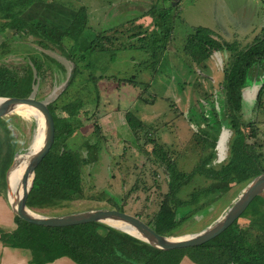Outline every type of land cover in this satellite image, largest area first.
Wrapping results in <instances>:
<instances>
[{
  "label": "trees",
  "instance_id": "obj_1",
  "mask_svg": "<svg viewBox=\"0 0 264 264\" xmlns=\"http://www.w3.org/2000/svg\"><path fill=\"white\" fill-rule=\"evenodd\" d=\"M20 4L30 3L21 1ZM16 5V2L5 4L4 0H0V19L3 20L0 24V38L9 35L37 37L46 46L59 49L61 55L73 67L68 87L50 105L56 122V143L36 171L28 198V207L34 211L60 207L83 198L84 168L99 161L103 150L102 142L98 141V133L101 131L99 123L94 124L97 141H86L82 145L86 149L85 153L73 150L67 144L68 139L91 121H95V110L100 105L101 94L96 88L90 89L91 93L96 94L95 98L71 95L72 88L77 85L89 88L88 86L99 77L92 72L97 63H101L100 58L94 59V53H102L106 48H111L114 56L120 51L141 52L146 59L140 61L139 66L141 63L147 65L150 59V70L156 72L174 37L175 22L179 15L178 6L174 7L172 3L162 9L153 7L149 12L153 18V28L139 26L136 28L137 32L131 29L126 32L117 30L115 34L93 32L94 35L89 37L86 34L89 18L84 6L75 9L74 20L68 28L61 29L49 23L26 18L25 12L16 9ZM126 33L128 35H125ZM214 34L208 28H193L187 35L184 53L195 64L208 61L216 53L224 54L222 93L218 94L220 103L212 109L211 105H206L210 112V116H207L209 128L201 133L207 142L212 140L210 148L214 149L222 131L226 129V122H229L233 131L230 157L220 169H215L210 167L214 159V153L211 152L190 174L193 177H203L204 183L187 197H183L182 189L186 183L181 186L177 184L181 183L177 164L157 141L147 142L154 145L151 156L157 163L165 166L169 175L168 192L151 221L153 228L165 236H174L192 217L218 202L234 185L247 186L263 173L261 154L256 144L251 143V140L257 137V128L253 122L244 125L240 114H244L245 90L253 79L252 74L257 69L264 68V34L257 36L246 47H241L238 41L216 39ZM7 39L0 41V59L22 50L27 52L29 62L24 73L0 64V98L35 97L36 87L44 69V64L35 54L66 71L62 62L44 54L31 43ZM119 39H122V42H119ZM134 59L132 57L133 61H137V58ZM116 60L117 57L114 62ZM104 77L102 75L100 79ZM134 77L124 82L135 84ZM263 94L264 82L259 89L257 102ZM126 120L134 135L148 129L131 112L127 113ZM17 152V140L8 120L0 119V195L7 188V173ZM262 195L258 196L237 222L224 233L194 248L162 250L103 223L48 228L28 223L17 216L16 229L12 232L2 231L0 240L7 248L28 251L30 264H49L61 258H69L75 264H181L184 258L195 264H264ZM117 209L124 211L123 208ZM249 215L250 219L246 217ZM244 218L248 221L244 226L246 228L239 222ZM251 229L257 230L261 235L252 238V231H249Z\"/></svg>",
  "mask_w": 264,
  "mask_h": 264
},
{
  "label": "rangeland",
  "instance_id": "obj_2",
  "mask_svg": "<svg viewBox=\"0 0 264 264\" xmlns=\"http://www.w3.org/2000/svg\"><path fill=\"white\" fill-rule=\"evenodd\" d=\"M21 1L30 3V6L20 4ZM57 1L65 3L64 8L52 5V0H4L5 4L16 2V9L25 12L26 18L49 23L61 29L68 28L76 15L75 9L84 6L89 18L88 33H86L89 37L94 35L93 32L105 31L102 23L106 22L105 16L109 13L107 9L111 8L114 1L120 0ZM121 1L126 4L127 0ZM156 1V6L160 7L172 3V0H165V5L162 0ZM177 6L179 17L175 22L174 37L156 72L150 70L152 62L149 55L147 56L149 63L147 65L141 63L139 66L138 63L146 59L141 52L120 51L114 56L111 48H106L102 53H94V59L100 58L101 63H97L92 72L99 77L88 86L89 88L85 85L72 88L71 95L95 98L96 94L91 93L90 89L96 88L101 94L100 105L95 110V121H91L68 139L67 144L73 150L85 153L86 149L82 147L84 142L97 141L98 136L94 126L96 122L101 126L98 141L102 142L103 150L97 163L84 168L85 196L60 207L34 209L40 216L58 217L123 208V212L137 216L151 225L164 195L168 192L169 175L165 166L157 163L151 156L154 145L147 143L150 142L149 140L157 141V144L162 145L168 156L177 164L181 178V183L177 184L181 186L186 183L182 189L183 197H187L204 183L203 177H193L190 174L211 152L214 153V159L210 167L220 169L228 162L233 137L231 124L226 122V130H223L222 137L220 136L214 149L210 148L212 140L207 142L201 133L209 128L207 116H210V112L206 105H211L212 109L214 105L220 103L218 94L222 93L224 57L221 53H217L218 55H213L208 61L195 64L185 55L184 47L187 35L195 27L208 28L215 33L214 38L227 41L230 36L221 34L218 27L223 23L229 26L238 24L242 26L244 22L248 31L262 29L261 33L252 32L244 38L245 40L239 42L241 47H246L256 36L264 34V0H180ZM216 11L220 16L214 20ZM1 23L3 20L0 19ZM130 29L133 32L138 31L130 24H126L124 27L111 28L107 33L115 34L117 30L126 32ZM3 39L31 43L44 54L54 57L65 65L66 71L52 61L35 54L44 64L43 76L36 87L35 98L48 103L54 102L68 87L73 70L70 63L61 55V51L54 46H46L34 36L9 35L6 38L1 37L0 41ZM236 40L234 38L229 42ZM118 41L122 42V39ZM115 57L117 60L114 62ZM132 57L137 58V61H133ZM28 62L27 52L22 50L0 59V64L21 73H24ZM102 75L105 77L100 79ZM252 76L253 82L251 81L245 90L244 114H240V117L244 125L253 122L257 128V137L252 139L251 143L256 144L261 154L264 173V94L257 102L259 89L264 82V68L257 69ZM133 77L135 84L124 82ZM135 98L140 100L137 106H135ZM140 109L148 129L138 135L135 134V137L129 129L126 115L131 112L138 117L136 112ZM173 111H176V115L179 114L177 117L180 118H177ZM169 114L182 122L178 127L181 129L182 137L174 135L176 122L163 125L162 120ZM191 119L194 122L193 126L190 123ZM1 120H8L17 140L18 152L12 165L14 166L20 155L26 156L33 149L36 136L40 132L39 121L33 116L26 117L19 113H13ZM166 127L169 130H164ZM171 131L173 133H169ZM119 160L121 161L118 162ZM108 173L109 177H107ZM110 179L112 186L108 185ZM246 188L247 186L234 185L218 202L192 217L173 237L198 234L214 226L236 203ZM262 196L264 197V193ZM250 216L246 217L250 219ZM15 217L16 214L8 199L7 184L6 190L0 195V236L2 231L12 232L16 229ZM239 222L243 228H246L244 227L248 222L246 218L240 219ZM103 224L110 226L107 223ZM249 231H252L250 234L252 238L261 235L257 230ZM29 259L28 251L7 249L0 240V264H29L27 263ZM62 260L49 264H74L69 259ZM182 264L193 263L185 259Z\"/></svg>",
  "mask_w": 264,
  "mask_h": 264
},
{
  "label": "water",
  "instance_id": "obj_3",
  "mask_svg": "<svg viewBox=\"0 0 264 264\" xmlns=\"http://www.w3.org/2000/svg\"><path fill=\"white\" fill-rule=\"evenodd\" d=\"M179 1L180 0H172V5L176 7ZM70 77H72V72ZM0 99V119L16 113V109L22 110L29 107L40 111L43 115L45 123L47 119V123H49V130H46L44 144L30 159V163L23 177V197L21 198V201L16 208H14L11 204L16 216L28 223L48 228H68L90 223L109 224V222H120L136 229L141 237L122 230L123 232L135 236L155 246L156 248L162 250L194 248L202 246L224 233L228 228H230L234 223L237 222V220L244 214V212L249 208L252 202L258 196H261L264 193V173H262L261 175L256 177L249 185H247V188L243 191L236 203L229 209V211L225 214L224 217H222L221 220L217 221L214 226H210L207 230L201 233L178 240H174L173 236H165L158 233L150 224L144 222L141 218L116 209L96 210L87 213L64 215L58 217L32 216L30 214V208L28 207V198L34 184L36 171L44 161V159L53 150L56 143V122L53 112L50 109V105L52 103L39 100L35 97H11ZM12 167L13 166H11L7 174V184L9 172ZM31 177L32 182L29 185V180Z\"/></svg>",
  "mask_w": 264,
  "mask_h": 264
},
{
  "label": "crops",
  "instance_id": "obj_4",
  "mask_svg": "<svg viewBox=\"0 0 264 264\" xmlns=\"http://www.w3.org/2000/svg\"><path fill=\"white\" fill-rule=\"evenodd\" d=\"M162 1H163V4L165 5V0H162ZM156 2H157L156 0H131V1L127 0L126 4H123V1H121V0L118 1V2L114 1V3H112L111 8L107 9V12L109 11V13L106 14V16H105V18H107L106 22L102 23L103 27H105V29H103V30H105L104 32H107L108 30H111V28H114V27L115 28L122 27V26L124 27V26H126V24L127 25L130 24L132 28H137L139 26H142V27H145V28H153V25H152L153 24V18L149 15L150 10L152 9V7H157L159 9L164 8V6H162V7L156 6ZM64 4L65 3H61V2H59L57 0H52V5H54V6H58V7H63L64 8ZM159 5H161V2H159ZM219 16H220V14H217V11H216L214 13V16H213L214 20L217 17H219ZM218 28L220 29V31H221L220 33L221 34H228L230 36V38H227L228 39L227 41H231V39L236 38L237 39L236 41L242 42L243 40H245L244 38L248 37V35L252 34V32H255V31L258 32V33L262 32L261 31L262 29L261 30L260 29H254L253 31L246 30L245 22H244V24H242V26H240L239 24L235 25V26H229V24L223 23ZM218 54L216 53V55H218ZM222 56L224 57V54H222ZM223 57H222V59H223ZM139 101L140 100L135 98V103H136L135 106H137V103ZM173 112H174L175 115L177 114L176 111H173ZM136 113L138 115V118L144 124H147V122H145V119L143 118L141 109L138 110ZM178 115H176V117ZM177 118H180V117H177ZM162 121H164L163 125H165L168 122L171 123V124L176 122L174 135H175V137L181 136V132H180L181 129H178L179 124L180 125L182 124L181 121H177L176 119H174V117L172 118V116L170 114L167 117H164V120H162ZM177 122H180V123L177 124ZM190 123L193 126L194 122H193L192 119H191ZM164 130H169V129H168V127H166ZM224 130H226V129H224ZM175 131H177V133ZM169 133H173V131H171ZM120 161L121 160H119L118 162H120ZM106 170H108V169H106ZM107 177H109V173L107 174ZM108 185L112 186L111 179H110ZM7 249H10V248H7ZM10 250H16V249H10ZM14 253H16V252H14ZM16 256H17V254H16ZM62 259H69V258H61V261H63ZM185 259L191 261L188 258H184L183 261H185ZM70 261H72V260H70ZM183 261L181 262V264L183 263ZM27 263H29V260H28ZM57 263H59V262H57ZM193 264H195V263H193Z\"/></svg>",
  "mask_w": 264,
  "mask_h": 264
},
{
  "label": "bare ground",
  "instance_id": "obj_5",
  "mask_svg": "<svg viewBox=\"0 0 264 264\" xmlns=\"http://www.w3.org/2000/svg\"><path fill=\"white\" fill-rule=\"evenodd\" d=\"M1 102V99H0ZM16 113L21 114L22 116H26V117H35L38 121H39V126H40V132L39 134L36 136L35 139V144H33V149L31 150V152L26 155V156H19L17 159V162L15 163V165L12 167V169L9 172V176H8V198L10 203L13 205L14 208L17 207V205L20 203L21 198L23 197L24 194V189L22 186V180L23 177L26 173V170L28 168V165L30 163V159L32 158V156L43 146L44 141H45V136H46V130H49V123H47L48 119L46 120V123L44 121L43 115L40 111H38L37 109H33V108H24L22 110L20 109H16ZM28 138V137H27ZM28 141V140H27ZM26 142V141H25ZM32 182V177L29 180V185ZM30 214L32 216H40L38 213L34 212L33 210L30 209ZM109 224L111 226H113L115 229L118 230H123V231H127L129 233H133L134 235L141 237L139 235V232L134 229L133 227H130L127 224H123L120 222H109ZM191 235H187V236H179V237H173L174 240H178V239H182V238H186V237H190Z\"/></svg>",
  "mask_w": 264,
  "mask_h": 264
}]
</instances>
